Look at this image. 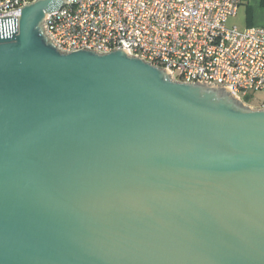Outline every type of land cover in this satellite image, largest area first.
Segmentation results:
<instances>
[{"label":"water","instance_id":"95a60500","mask_svg":"<svg viewBox=\"0 0 264 264\" xmlns=\"http://www.w3.org/2000/svg\"><path fill=\"white\" fill-rule=\"evenodd\" d=\"M0 17V264H264V107Z\"/></svg>","mask_w":264,"mask_h":264},{"label":"built area","instance_id":"2783aa9c","mask_svg":"<svg viewBox=\"0 0 264 264\" xmlns=\"http://www.w3.org/2000/svg\"><path fill=\"white\" fill-rule=\"evenodd\" d=\"M36 1L0 0V17L18 18ZM68 1L43 22L61 52L125 48L177 81L228 87L246 104L264 92V25L228 24L245 0Z\"/></svg>","mask_w":264,"mask_h":264},{"label":"rangeland","instance_id":"374dc122","mask_svg":"<svg viewBox=\"0 0 264 264\" xmlns=\"http://www.w3.org/2000/svg\"><path fill=\"white\" fill-rule=\"evenodd\" d=\"M263 0H245L240 6L238 13L229 21L230 25H236L240 29L248 25H264V3ZM264 100V92L259 91L255 94L249 105L260 107Z\"/></svg>","mask_w":264,"mask_h":264},{"label":"trees","instance_id":"16d2710c","mask_svg":"<svg viewBox=\"0 0 264 264\" xmlns=\"http://www.w3.org/2000/svg\"><path fill=\"white\" fill-rule=\"evenodd\" d=\"M262 3H264V0L262 1ZM251 100H253V99H252V96L249 95V96H246V97H245V102L250 103Z\"/></svg>","mask_w":264,"mask_h":264},{"label":"crops","instance_id":"0c3cea01","mask_svg":"<svg viewBox=\"0 0 264 264\" xmlns=\"http://www.w3.org/2000/svg\"><path fill=\"white\" fill-rule=\"evenodd\" d=\"M243 3H244V2H243ZM243 3H242V4H243ZM242 4H241V5H242ZM241 5H240V6H241ZM239 8H240V7H239ZM237 13H238V12H237ZM235 16H236V15H235ZM235 16L230 17V19L233 18V17H235ZM230 19H229V21H230ZM229 21H228V24H229ZM229 25H230V24H229ZM249 26H252V25H248L247 27H249Z\"/></svg>","mask_w":264,"mask_h":264}]
</instances>
